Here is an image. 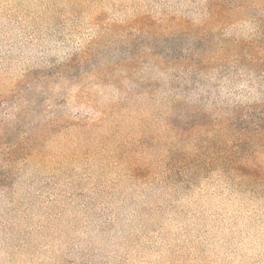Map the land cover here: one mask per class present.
<instances>
[{
	"label": "rangeland",
	"instance_id": "obj_1",
	"mask_svg": "<svg viewBox=\"0 0 264 264\" xmlns=\"http://www.w3.org/2000/svg\"><path fill=\"white\" fill-rule=\"evenodd\" d=\"M0 264H264V0H0Z\"/></svg>",
	"mask_w": 264,
	"mask_h": 264
}]
</instances>
